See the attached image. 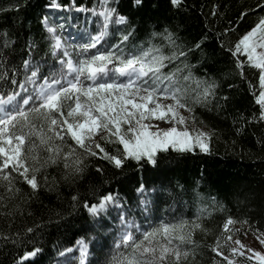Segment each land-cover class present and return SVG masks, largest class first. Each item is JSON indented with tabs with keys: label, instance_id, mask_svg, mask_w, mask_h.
Here are the masks:
<instances>
[{
	"label": "snow or ice",
	"instance_id": "snow-or-ice-1",
	"mask_svg": "<svg viewBox=\"0 0 264 264\" xmlns=\"http://www.w3.org/2000/svg\"><path fill=\"white\" fill-rule=\"evenodd\" d=\"M117 4L97 0L85 8L72 0L78 13L87 14L75 33L41 14L43 54L30 36L20 43L9 29H0V225H6L0 226V246L18 248L10 264H37L43 253L45 221L19 226L32 199L42 191L59 193L82 183L88 185L91 199L74 191L67 208L54 213L57 223L80 209L85 215L74 242L53 245L52 264H197L205 248L213 254L210 264H237L236 257L244 264H264V251L240 238L252 232L264 246L259 221L228 213L221 200L200 190L199 181L188 186L161 178L146 184L141 176L131 198L118 191L100 192L89 183L91 169L105 172L93 161H106L121 174L131 163L140 170L163 172L175 159L173 153L198 149L211 154L217 130L205 126L197 109H219L221 101L228 100L219 94V78L207 70L198 74L201 61L190 60L200 42L189 47L168 25L137 38L136 25ZM168 4L176 11L188 7L186 0ZM25 6L24 0H12L0 13L19 12ZM144 6L145 0H131L137 11ZM69 7L59 0L44 5ZM217 7L212 6L211 15L217 14ZM257 7L264 10V0ZM90 24L97 26L94 31L83 27ZM110 29L115 42L106 39ZM229 31L225 28L224 34ZM220 46L257 105L251 115L233 117L234 125L243 121L236 128L240 133L246 124L264 123V17L226 48L223 41ZM124 179L132 184L133 178ZM165 194L172 203L167 204ZM189 203L196 206L191 216L177 207ZM161 204L175 214L160 216ZM217 215L221 221L214 228ZM209 236L212 240L205 244Z\"/></svg>",
	"mask_w": 264,
	"mask_h": 264
},
{
	"label": "trees",
	"instance_id": "trees-1",
	"mask_svg": "<svg viewBox=\"0 0 264 264\" xmlns=\"http://www.w3.org/2000/svg\"><path fill=\"white\" fill-rule=\"evenodd\" d=\"M11 2L12 0H0V8L8 7ZM48 2L49 0H24L26 6L19 12L13 10L0 13V29H9L10 35L14 34L20 43L30 36L38 44L37 51L43 54L45 34L40 27L39 16L47 14L48 9H45L44 5ZM59 2L68 4L69 12L74 10L71 6L72 0H59ZM260 2L261 0H186L187 9L176 11L168 4V0H145L144 8L137 11L131 7V0H118V4L114 6L129 15L132 23L136 25L137 38L142 39L145 33L153 28L160 30L164 25H168L189 47L200 42L201 48L193 49L190 60L192 63L201 61V64L197 65L198 74L202 75L207 70L209 74L219 78L221 83L219 94L226 95L228 100L221 101L219 109L213 108L212 111L197 109L205 125L217 130L212 139L211 154L201 153L198 149L184 154L173 153L175 159L165 166L163 172L140 170L131 163L125 173L121 174L106 161H93L99 163L105 172L100 175L94 168L91 169L89 183L100 192L118 191L121 196L131 198L134 195L133 184L141 176L145 177L146 184L150 181H159L161 178L188 186L199 181L200 190L221 200L226 205L228 213L236 217H251L252 221H259L257 226L264 230V207H262L264 206V144L258 142L264 140V123L246 124L240 133L236 132V128L240 127L243 121L234 125L233 117L238 113L249 116L257 111V105L248 90V85L233 72L232 58L220 46L223 41L226 48L253 26L259 17H264V10L257 7ZM75 4L92 8L97 4V0H75ZM213 5L218 6L215 16L211 15ZM241 13L244 15L241 16ZM86 15V13L75 14V17H78L76 19L81 21L80 26ZM70 17L73 18L71 14L66 16L67 19ZM83 26L92 28L94 25ZM225 28L230 29L227 35L224 34ZM106 39L115 42L111 29ZM229 84L233 87L229 88ZM147 167L146 165L145 169ZM125 176L133 178L132 184L124 179ZM102 180H108L109 183L102 184ZM74 191H79L82 199H91L88 185L82 183L77 189L61 188L59 193L42 191L38 197L32 199L30 207L26 208L20 227H23L25 222L31 226L33 222L39 224L41 219L45 221L41 237L43 253L37 258V264H52L56 259L53 245L74 242L80 234L79 228L85 215L83 209L59 223L54 215L55 212L67 208L68 199ZM165 198L167 199L166 194ZM129 203L134 201L129 199ZM170 203H172L171 199H167V204ZM167 204L160 206L159 215L162 217L169 216L170 213L175 214L173 209L166 211ZM177 207H182L183 212L188 216L196 212V206L191 203L187 206L178 204ZM28 211L32 213L31 216L27 215ZM220 221L221 216L217 215L212 222L213 227L215 228ZM0 226L6 227V225ZM13 227L15 229L16 225ZM196 239L199 242L201 237L198 235ZM211 240L212 237L209 236L204 239V243L207 244ZM15 250L0 246V262L10 264L11 255ZM211 255L213 254L209 250L203 249L197 257V264H210ZM236 261L237 264H244L243 258L237 257Z\"/></svg>",
	"mask_w": 264,
	"mask_h": 264
},
{
	"label": "rangeland",
	"instance_id": "rangeland-1",
	"mask_svg": "<svg viewBox=\"0 0 264 264\" xmlns=\"http://www.w3.org/2000/svg\"><path fill=\"white\" fill-rule=\"evenodd\" d=\"M48 14L50 15V17L52 18H55L56 21L58 23H64L65 24V27H66V31L67 32H72V33H75L76 31H80L81 30V27H79V24L77 23H73L74 21L72 20V18H66V13H67V10L66 12H62V10H57V9H48ZM71 15L73 16V14L71 13ZM70 25H72V27H70ZM96 26V25H95ZM85 27V26H84ZM97 27V26H96ZM95 27V28H96ZM91 30V28H89ZM95 30V29H94ZM93 30V31H94ZM206 126V125H205ZM207 127V126H206ZM209 128V127H207ZM237 228L240 227L239 224L236 225ZM241 231L243 232V229H241ZM255 234H251L249 232V234L247 236H243L241 235V239L242 241L247 244V245H250L251 247L257 249V250H260V251H264V246H261L256 240H255ZM225 254L227 255L228 252L225 250ZM237 259V257L235 258Z\"/></svg>",
	"mask_w": 264,
	"mask_h": 264
}]
</instances>
